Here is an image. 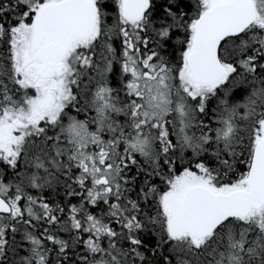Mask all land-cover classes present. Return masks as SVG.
Listing matches in <instances>:
<instances>
[{
  "label": "snow or ice",
  "instance_id": "6c2138e0",
  "mask_svg": "<svg viewBox=\"0 0 264 264\" xmlns=\"http://www.w3.org/2000/svg\"><path fill=\"white\" fill-rule=\"evenodd\" d=\"M0 264H264V0H0Z\"/></svg>",
  "mask_w": 264,
  "mask_h": 264
}]
</instances>
